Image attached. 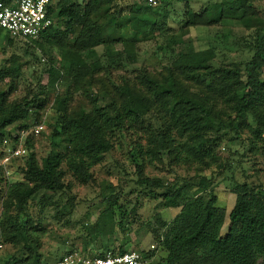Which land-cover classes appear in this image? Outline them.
<instances>
[{"label":"trees","instance_id":"1","mask_svg":"<svg viewBox=\"0 0 264 264\" xmlns=\"http://www.w3.org/2000/svg\"><path fill=\"white\" fill-rule=\"evenodd\" d=\"M0 1L9 6L15 4V0ZM166 1L160 0V3ZM257 1L216 3L199 13L186 6L182 21L187 27H196L216 25L224 19L239 20L246 30L253 31L249 43L252 57L243 67L240 64L216 65L214 49L184 48L177 41L168 46L166 57L170 66L159 76L144 71L137 76L136 83L116 86L114 92L103 90L90 95L86 88L95 86L98 74H110L113 69L128 67L137 61L135 50L139 40H150L155 36L158 12L145 1L59 0L54 4L53 0L50 11L57 20L56 25L35 43L40 47L44 44L58 47L69 59L68 64L54 63L49 67L48 92L55 93L62 80L73 81L77 90L82 89L90 105L72 109L70 103L74 98L69 88L64 94L55 96L52 108L58 118L52 128V149L42 162L34 152L30 153L32 135L26 140L28 155L24 182L7 185L0 218V244L32 250L31 234L26 229L31 223L26 218L29 219L28 205L32 197L39 192L64 191L67 173L63 166H67L68 172L82 184L89 183L92 169L114 150L117 133L124 134L142 125L149 134L147 154L157 160L168 159L171 164L184 162L208 168L219 160L216 147L222 138L218 135L220 131H225L224 136L227 131H235L240 137L241 128L249 127L250 117L256 124L250 128L252 133L257 138L264 134V21L260 22L257 17ZM123 2L128 4L123 5ZM105 8L110 15L106 24L99 22ZM122 18L127 19L131 39L123 36ZM108 25H115L113 31L106 30ZM6 37L13 44L25 42L11 38L8 33ZM117 44H122L123 48L117 49ZM175 44H178L177 48ZM99 47L103 48L101 54L97 51ZM10 62V66L0 70V82L18 78L21 63L14 57ZM13 91L14 84L8 93ZM6 97L7 94L1 92L0 131L17 122H23L20 131L30 130L42 122L39 123L40 115L49 105L48 96L34 95L14 102H9ZM155 110L163 112L167 121L156 118ZM30 120H33L32 126L27 123ZM1 143H4L3 136ZM139 147L131 153L133 163L139 168L137 183L149 186L152 192L153 189H166L156 194L163 208H180L171 223L160 224L161 229L166 230L163 240L158 243L167 252L164 264H264V193H258L246 183L236 185L229 230L222 236L225 214L217 207V196L212 194L206 204L197 196L198 192L207 191L213 175L209 178L201 175L202 184L195 192L190 187L176 188L161 179L141 177L142 152ZM3 169L0 166V181ZM106 201L102 216L109 221L113 222L118 208L122 215L125 213L124 206L119 205L118 194L108 195ZM95 227L102 232V224H95ZM98 249L115 253L134 251L125 246L119 250ZM154 251L142 253L150 259ZM33 255L29 251L27 256H14L7 264H40Z\"/></svg>","mask_w":264,"mask_h":264},{"label":"rangeland","instance_id":"2","mask_svg":"<svg viewBox=\"0 0 264 264\" xmlns=\"http://www.w3.org/2000/svg\"><path fill=\"white\" fill-rule=\"evenodd\" d=\"M59 0H54L56 4ZM81 2L82 0H76ZM142 3L146 0H131ZM234 0H168L161 2L156 16L157 25L155 36L150 40L140 39L135 50L137 61L128 67L113 69L110 74L104 72L97 75L95 86L86 89L90 95H97L103 90L114 92L116 86L125 83H136V79L146 71L154 76H159L170 66L168 46L178 41L182 47L192 46L196 50L212 48L216 51V65L240 64L250 60L252 52L249 43L252 41L253 31L246 30L239 20L224 19L221 23L211 26L187 27L183 24L187 7L195 12H203L216 3ZM171 2V4H168ZM123 5L128 4L123 2ZM187 6V7H186ZM260 22L264 21V0L255 2ZM104 10L100 13L99 22L108 23L110 15ZM124 15H127L125 12ZM114 24V23H113ZM121 29L124 38L131 39L132 31L126 18L121 19ZM115 25H108L107 31H113ZM0 70L10 66L12 57L18 58L21 63L18 78H6L0 82L1 92L7 94L9 102L21 101L34 95L49 97V105L40 115V121L46 124V131L39 137L32 136L31 152H34L40 162L52 149V128L57 122L58 114L52 108L55 96L64 94L69 88L73 93L72 109L80 106L89 107L90 103L84 96L82 89L77 90L73 81L57 85L55 93L48 92V69L54 63L68 64V55L58 47L44 44L40 47L37 40L25 41L33 43L28 46L25 42L15 41L10 43L6 31L0 30ZM40 41V40H39ZM37 45V46H36ZM178 44H175L177 48ZM117 49L123 48L117 44ZM101 54L103 48H97ZM95 79V80H96ZM264 81V70L262 72ZM14 84L15 91L8 93ZM154 115L159 120L166 122L167 116L160 110H155ZM33 120L27 123L32 126ZM23 122L9 126L5 131H0L4 143L0 144V166L4 153L13 146L18 145L20 128ZM248 126L241 128L238 137L234 132L220 131L221 141L216 147L218 163L210 168L204 165H191L188 163H170L168 159L157 160L148 152V131L142 125L137 129L124 134L117 133L114 141V150L106 155L104 161L91 171L92 178L89 183L82 184L66 171V186L64 191L57 193L39 192L32 197L28 205V214L31 221L26 226L30 232V244L34 257L40 264H55L64 254L73 249L96 252L98 248L111 247L119 250L125 246L130 250H152L155 245L154 256L148 264H164L167 252L158 243L163 240L165 229L160 224L171 223L180 212V208H163L160 194L166 189H152L147 185H139V168L133 163L131 153L134 148L141 153V177L151 180L161 179L169 186L190 187L195 192L201 186V175L210 177L213 181L207 191L197 193L199 199L206 204L212 194L218 198L217 207L225 214L221 235L228 233L230 226L229 215L235 202L234 190L237 184H248L258 193H264V134L258 138L250 128L256 127L252 118L248 119ZM29 138V137H28ZM14 144V145H13ZM4 145V146H3ZM27 157L12 160L8 165L7 173L4 170L0 181V218L3 212V201L8 184L24 182V170ZM118 194L119 205L124 206L122 215L119 208L116 210L113 222L102 216L107 207V197ZM155 195V197H154ZM250 206L252 204L250 203ZM95 224H102V232L96 230ZM162 233V236L159 235ZM158 245V246H157ZM28 250L13 244H0V264H7L14 256H27Z\"/></svg>","mask_w":264,"mask_h":264},{"label":"built area","instance_id":"3","mask_svg":"<svg viewBox=\"0 0 264 264\" xmlns=\"http://www.w3.org/2000/svg\"><path fill=\"white\" fill-rule=\"evenodd\" d=\"M149 6L156 7L160 0H147ZM53 0H16L12 6L0 1V30L6 31L11 38H20L25 41L37 40L56 25V18L50 11ZM46 131V124L41 122L30 130H22L19 136V144L4 153L1 166L7 173L9 163L16 158H24L28 155L26 140L30 135L39 137ZM156 246H152L155 250ZM104 253V254H103ZM140 251L115 253L113 251L96 252L75 250L64 254L55 264H148Z\"/></svg>","mask_w":264,"mask_h":264},{"label":"crops","instance_id":"4","mask_svg":"<svg viewBox=\"0 0 264 264\" xmlns=\"http://www.w3.org/2000/svg\"><path fill=\"white\" fill-rule=\"evenodd\" d=\"M14 2H16V0Z\"/></svg>","mask_w":264,"mask_h":264}]
</instances>
